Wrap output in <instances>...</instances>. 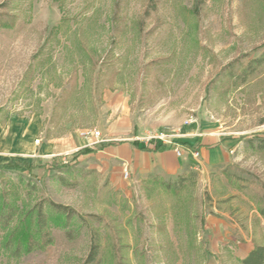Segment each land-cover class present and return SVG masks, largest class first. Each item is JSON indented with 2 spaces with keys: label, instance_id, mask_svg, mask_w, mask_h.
Instances as JSON below:
<instances>
[{
  "label": "rangeland",
  "instance_id": "374dc122",
  "mask_svg": "<svg viewBox=\"0 0 264 264\" xmlns=\"http://www.w3.org/2000/svg\"><path fill=\"white\" fill-rule=\"evenodd\" d=\"M263 52L264 0H0V264H89L92 245L91 264H240L239 242L264 245ZM208 123L234 141L219 165L141 181L110 154Z\"/></svg>",
  "mask_w": 264,
  "mask_h": 264
},
{
  "label": "crops",
  "instance_id": "0c3cea01",
  "mask_svg": "<svg viewBox=\"0 0 264 264\" xmlns=\"http://www.w3.org/2000/svg\"><path fill=\"white\" fill-rule=\"evenodd\" d=\"M125 133L129 131L131 125L125 124ZM205 128V129H204ZM201 129V128H200ZM203 131H198V128L193 131L192 137L189 139H176L174 144L186 148V145L197 147L200 152L201 161L206 164L219 165L224 162L229 153V147L233 140L222 139L218 132H215L210 123L202 125ZM201 134L197 136L198 134ZM159 144H162L161 142ZM155 142L144 145V149L133 142H122L117 146L110 145L112 149L110 154L117 165H125L130 171L133 178L141 181L162 178H174L180 173L187 155L178 157L172 148L166 147L159 149V145ZM163 145V144H162ZM3 153V151H0ZM2 156V155H0ZM213 217V216H212ZM216 219V218H215ZM218 220V219H217ZM211 219L212 222L220 223V221ZM221 222H225L221 220ZM253 248L250 239H246L237 246V256L242 259Z\"/></svg>",
  "mask_w": 264,
  "mask_h": 264
},
{
  "label": "trees",
  "instance_id": "16d2710c",
  "mask_svg": "<svg viewBox=\"0 0 264 264\" xmlns=\"http://www.w3.org/2000/svg\"><path fill=\"white\" fill-rule=\"evenodd\" d=\"M258 61H264V52H263V55H261L260 58H258ZM142 147V146H141ZM157 148L159 149H163L164 146L162 144H159L156 146ZM145 148V147H144ZM2 167L5 166V165H1ZM54 206L61 212V213H64L66 212V215L68 214V210L66 209V207L62 206V205H55ZM65 209V210H64ZM32 212V211H31ZM59 212V213H60ZM32 214V213H31ZM42 213L39 212V217H37V219H39L40 221V218L41 220H44V214L40 215ZM30 217V215H29ZM33 219V217H32ZM31 245V244H30ZM28 245V247L30 246ZM96 246L97 245H92V249L91 251L89 252V255H88V258L86 260V263H89L91 264L93 261L97 260L96 258L98 257L97 256V250H96ZM240 264H264V245H258L257 246H254L251 251L245 256L243 257L242 259H240Z\"/></svg>",
  "mask_w": 264,
  "mask_h": 264
},
{
  "label": "built area",
  "instance_id": "2783aa9c",
  "mask_svg": "<svg viewBox=\"0 0 264 264\" xmlns=\"http://www.w3.org/2000/svg\"><path fill=\"white\" fill-rule=\"evenodd\" d=\"M190 121H187V123H189ZM90 132V134H92L93 136H95L96 138L99 137L100 133L96 130H91V131H88V132H83V134L85 135H88V133ZM169 135L168 134H164V133H160V135H155L154 137L155 138H158V139H161V140H164L163 142L167 141L169 142V140H166L164 139V137H168ZM38 141V140H37ZM174 151L176 153V155L179 157H183L185 156V154H188L190 155V157L194 160V159H197L200 152H199V149L197 147H192V146H189V145H186V148L183 149L180 145L177 146L174 148ZM128 173L125 172V176H127Z\"/></svg>",
  "mask_w": 264,
  "mask_h": 264
}]
</instances>
